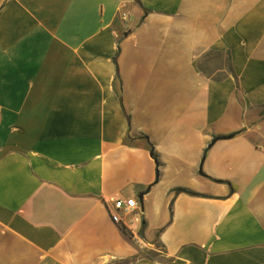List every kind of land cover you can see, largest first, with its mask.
<instances>
[{
	"label": "crops",
	"instance_id": "1",
	"mask_svg": "<svg viewBox=\"0 0 264 264\" xmlns=\"http://www.w3.org/2000/svg\"><path fill=\"white\" fill-rule=\"evenodd\" d=\"M0 264H264V0H0Z\"/></svg>",
	"mask_w": 264,
	"mask_h": 264
},
{
	"label": "built area",
	"instance_id": "2",
	"mask_svg": "<svg viewBox=\"0 0 264 264\" xmlns=\"http://www.w3.org/2000/svg\"><path fill=\"white\" fill-rule=\"evenodd\" d=\"M136 209H138V201L135 198H116L108 208L112 221L125 228L129 227L133 220L126 222L124 216L132 214Z\"/></svg>",
	"mask_w": 264,
	"mask_h": 264
},
{
	"label": "rangeland",
	"instance_id": "3",
	"mask_svg": "<svg viewBox=\"0 0 264 264\" xmlns=\"http://www.w3.org/2000/svg\"><path fill=\"white\" fill-rule=\"evenodd\" d=\"M221 63H226L225 56L222 57V55L213 52H209L206 56H204L201 62L202 68L209 74L215 73L216 68ZM214 77H217V75Z\"/></svg>",
	"mask_w": 264,
	"mask_h": 264
},
{
	"label": "trees",
	"instance_id": "4",
	"mask_svg": "<svg viewBox=\"0 0 264 264\" xmlns=\"http://www.w3.org/2000/svg\"><path fill=\"white\" fill-rule=\"evenodd\" d=\"M215 139H220L219 137H215ZM153 155H154V157L156 158V154H155V152L153 151ZM177 191H180V189H177ZM121 228H122V230L124 231V232H127L126 230V228L125 227H122L121 226Z\"/></svg>",
	"mask_w": 264,
	"mask_h": 264
}]
</instances>
